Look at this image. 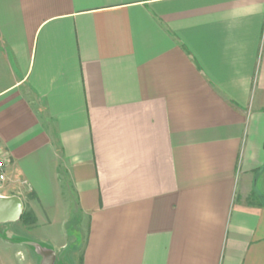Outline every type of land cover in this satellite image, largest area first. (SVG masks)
Instances as JSON below:
<instances>
[{
  "label": "crops",
  "instance_id": "crops-1",
  "mask_svg": "<svg viewBox=\"0 0 264 264\" xmlns=\"http://www.w3.org/2000/svg\"><path fill=\"white\" fill-rule=\"evenodd\" d=\"M0 147L79 264H264V0H0Z\"/></svg>",
  "mask_w": 264,
  "mask_h": 264
},
{
  "label": "rangeland",
  "instance_id": "rangeland-1",
  "mask_svg": "<svg viewBox=\"0 0 264 264\" xmlns=\"http://www.w3.org/2000/svg\"><path fill=\"white\" fill-rule=\"evenodd\" d=\"M26 225L27 224H25L22 220H19L18 224L15 226L16 232H12L11 230L9 231V235L11 237H6L3 234L0 235V240H4L8 243L6 244L5 248H9H6L8 251V256H5L6 258L1 259L0 264H41L43 255L30 246L29 241L36 240V237H34L33 234L27 230L28 228L26 229ZM71 232L75 233V229H71ZM81 242L82 238L78 237L64 250L60 251L58 254L56 253V264H79L78 258H80V252L76 253L75 247L79 246ZM12 243L14 246H18L16 248L12 246V248L10 247ZM18 249L21 251L18 252ZM62 256H66V260L63 259Z\"/></svg>",
  "mask_w": 264,
  "mask_h": 264
},
{
  "label": "water",
  "instance_id": "water-1",
  "mask_svg": "<svg viewBox=\"0 0 264 264\" xmlns=\"http://www.w3.org/2000/svg\"><path fill=\"white\" fill-rule=\"evenodd\" d=\"M24 211L23 200L17 195H0V223L17 221ZM37 252L43 255L41 264H56V252L48 246H43L38 242H31Z\"/></svg>",
  "mask_w": 264,
  "mask_h": 264
},
{
  "label": "built area",
  "instance_id": "built-area-1",
  "mask_svg": "<svg viewBox=\"0 0 264 264\" xmlns=\"http://www.w3.org/2000/svg\"><path fill=\"white\" fill-rule=\"evenodd\" d=\"M6 165H7V156L5 151L0 147V187L7 180Z\"/></svg>",
  "mask_w": 264,
  "mask_h": 264
},
{
  "label": "trees",
  "instance_id": "trees-1",
  "mask_svg": "<svg viewBox=\"0 0 264 264\" xmlns=\"http://www.w3.org/2000/svg\"><path fill=\"white\" fill-rule=\"evenodd\" d=\"M20 220H22L25 224H28L29 222L34 221V217L32 216L31 213L25 212L22 214ZM31 242H37V241H34V240L29 241V243H31ZM38 243L42 244L43 246H46L41 242H38Z\"/></svg>",
  "mask_w": 264,
  "mask_h": 264
}]
</instances>
